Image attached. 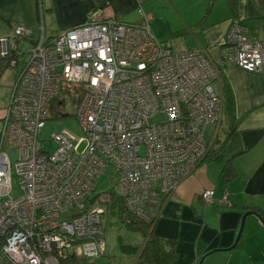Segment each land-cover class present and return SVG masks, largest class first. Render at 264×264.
<instances>
[{
  "label": "built area",
  "instance_id": "built-area-1",
  "mask_svg": "<svg viewBox=\"0 0 264 264\" xmlns=\"http://www.w3.org/2000/svg\"><path fill=\"white\" fill-rule=\"evenodd\" d=\"M145 1L137 0L138 23L96 8L84 22L17 48L12 65L23 66L0 130V264H77L103 255L104 204L112 196L92 197L99 177L112 167L114 194L148 219L146 208L160 209L209 152L206 128L223 121L213 86L219 68L264 73V40L237 19L216 61L203 48L178 51L158 39ZM19 37L32 38L33 30L19 25L0 37L2 57ZM66 98L76 99L85 135L54 133L55 150H45L40 133ZM214 195L203 190V203L214 204ZM219 202L231 206L226 195Z\"/></svg>",
  "mask_w": 264,
  "mask_h": 264
},
{
  "label": "crops",
  "instance_id": "crops-1",
  "mask_svg": "<svg viewBox=\"0 0 264 264\" xmlns=\"http://www.w3.org/2000/svg\"><path fill=\"white\" fill-rule=\"evenodd\" d=\"M160 1L162 6L173 10L180 33L188 31L196 36V40L187 42L182 48L170 44L175 50L203 48L218 60L234 19L249 28L250 36L264 40V0H240L236 16L228 3V9L224 11L219 10L216 2L207 13L209 0ZM137 5V0H0V37L10 35L15 26L28 27L30 20L37 18L45 23L40 36L35 38L33 35V40L41 35L49 38L60 30L84 22L96 8L126 21L128 13L136 11ZM147 5L149 9L151 2ZM139 19L138 15L134 22ZM164 36L160 34L157 38L167 42L169 37ZM7 69L0 73V85L7 80ZM219 74L213 86L223 97V121L219 127L209 125L208 134L205 131L210 146L206 158L162 202L159 211L155 212L156 208L149 206L150 213L158 215L154 232L160 237L176 240V264H202L211 250L232 246L237 240L243 215L253 211L246 207L260 208L264 212V73L226 66L220 68ZM14 82L9 85L13 87ZM228 86L232 93L229 106L224 91ZM7 107L0 106V128ZM230 130L232 133L225 145L210 156L212 149L218 146L216 140H223ZM229 159L238 175L224 184L221 170ZM208 188L215 190L216 202L212 205L204 204L201 197L203 190ZM224 195L231 206L219 202ZM245 222L256 224L264 234V223L257 213L249 214Z\"/></svg>",
  "mask_w": 264,
  "mask_h": 264
},
{
  "label": "rangeland",
  "instance_id": "rangeland-1",
  "mask_svg": "<svg viewBox=\"0 0 264 264\" xmlns=\"http://www.w3.org/2000/svg\"><path fill=\"white\" fill-rule=\"evenodd\" d=\"M188 1L189 0H173L175 3H186ZM150 2V8L147 9V3ZM216 2L219 10L225 11L228 9L226 5L227 2L224 0H215L214 5ZM162 5L164 4H161L160 0H146L144 4V8L150 10L153 15L152 29L154 34L158 37L160 34L163 36L165 35L164 37H169L167 43L169 42V44L176 47L181 46V48L184 47L183 45L187 42L196 40V36L193 33L188 31L180 33V31L177 30L179 27L178 18L174 15L172 9ZM138 15V11L133 10L128 13L127 18L125 19L126 21L134 22L137 20ZM29 23L31 24H28V27L33 30L34 37L38 38L44 27V20L33 18ZM173 39L175 40L173 41ZM17 41V47L23 51L30 44V41L24 38L18 39ZM11 42L13 44L14 40H11ZM23 56L24 55H22V57ZM22 66L23 62H20L17 67H8L6 71L7 80L5 79V83L0 85V106H8V103L10 102L9 97L11 96V92L15 85L14 81L16 79V75H18ZM11 82H14L13 87L9 85ZM60 108L62 112L61 114L64 116H58L55 119L47 120L40 133V141L45 150H55V143L52 138L54 133L67 132L76 138V140L84 137L85 135L79 120L75 116L77 104L72 99L66 98ZM163 117V115L155 116L151 119V122H158L163 119ZM4 120L5 118H3L1 128L4 124ZM209 129L210 127L207 128L206 134H208ZM9 155L12 158V162H14L16 159L15 150H10ZM117 181V173L112 167H110V170L106 174L99 177L92 197L111 196L112 188L116 185ZM158 184L160 185V182L157 180L153 182L154 187ZM14 193H18L17 186L14 187ZM112 204L113 201L104 204L107 211L103 216V227L107 242L106 252L97 258L79 261L77 264H136L138 254L136 252H128L124 250L122 245L141 246L144 244V237L141 233L130 231L121 224L118 215L111 211ZM146 211L150 212L151 208L147 207ZM261 230L262 229L260 228L258 229L256 224L245 222L239 247L227 251L225 250L211 253L208 257H206V260H203L202 264H264V234L261 233Z\"/></svg>",
  "mask_w": 264,
  "mask_h": 264
},
{
  "label": "trees",
  "instance_id": "trees-1",
  "mask_svg": "<svg viewBox=\"0 0 264 264\" xmlns=\"http://www.w3.org/2000/svg\"><path fill=\"white\" fill-rule=\"evenodd\" d=\"M226 1L228 3L229 7L231 8L234 16H236L237 8H238V4H239L240 0H226ZM145 2L143 3V7H144ZM214 3H215V0H209L207 13H209L213 9ZM145 10H147V9H145ZM137 11H138V5H137ZM147 11H150V10H147ZM139 16H140V14H139ZM140 20H141V17L137 22H129V23H138ZM234 20H236V19H234ZM238 21L241 22L240 20H238ZM125 22H127V21H125ZM21 38L22 37H19L16 39V45L18 44L17 40L21 39ZM24 39H29L30 42L35 41V40H33V37L32 38L25 37ZM15 48L16 49H14L13 51L11 50L10 51L11 53L9 52V54L6 56L2 57L0 55V73L4 69H7L9 66H11L12 61L14 59H17V56L15 53L17 51V48H19V47L15 46ZM221 48H222V46H221ZM220 55H221V50H220ZM220 68H222V67H220ZM224 91L226 93V97H227L226 100H227V103L229 106V104H231V101H232V93L230 91L229 86L226 88V90L224 88ZM75 100H73V101L76 103ZM60 116H64V115L60 114L59 117ZM231 133H232V130L227 132V135L225 136V138L223 140H220V139L216 140L217 141L216 143L218 144V146L214 149L211 148L212 152L209 154L210 156H212L213 154L218 152L225 145V143L228 140ZM221 173L223 175V183L224 184L228 183L229 181H231L232 179H234L238 175V171H237L235 165L233 164L232 159L227 160L223 164ZM111 196H112L111 202L113 201L111 211L118 215L121 224L126 229H128L130 231L141 233L144 237V244L141 246L126 245V244L122 245L124 250H126L128 252H136L138 254L136 264H176L177 258H178V252L176 249V244H177L176 240H173L170 238L160 237L154 232V224L156 222L158 215L156 214L154 216L150 212L147 211V213L149 214V218L148 219L141 218L138 215L132 213L130 210H128V208L125 206L121 197L115 195L113 190L111 191ZM167 197L168 196H165L164 200H166ZM246 208H247V210H253L255 213H257L261 217V219L264 223V212L260 208H256V207H252V206L246 207ZM156 211H159V209H155V212ZM240 240H241V236L232 245V249L240 246ZM211 253H214L213 250L208 252L207 255H209Z\"/></svg>",
  "mask_w": 264,
  "mask_h": 264
},
{
  "label": "water",
  "instance_id": "water-1",
  "mask_svg": "<svg viewBox=\"0 0 264 264\" xmlns=\"http://www.w3.org/2000/svg\"><path fill=\"white\" fill-rule=\"evenodd\" d=\"M252 213H255L253 211H247L244 215H243V218H242V222H241V226H240V229H239V233H238V236H237V240L240 238L242 232H243V229H244V226H245V220H246V217L249 215V214H252ZM236 240V241H237ZM232 249V246L228 247V248H215L213 249V252H218V251H222V250H230Z\"/></svg>",
  "mask_w": 264,
  "mask_h": 264
}]
</instances>
